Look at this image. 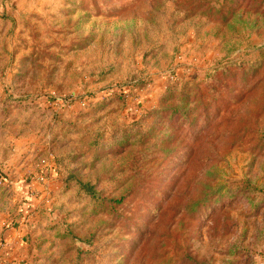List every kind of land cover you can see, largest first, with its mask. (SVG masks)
Returning <instances> with one entry per match:
<instances>
[{
    "label": "rangeland",
    "instance_id": "374dc122",
    "mask_svg": "<svg viewBox=\"0 0 264 264\" xmlns=\"http://www.w3.org/2000/svg\"><path fill=\"white\" fill-rule=\"evenodd\" d=\"M0 264H264V0H0Z\"/></svg>",
    "mask_w": 264,
    "mask_h": 264
}]
</instances>
